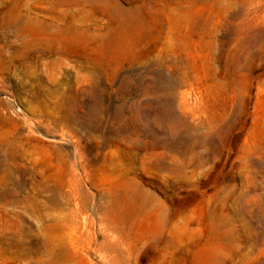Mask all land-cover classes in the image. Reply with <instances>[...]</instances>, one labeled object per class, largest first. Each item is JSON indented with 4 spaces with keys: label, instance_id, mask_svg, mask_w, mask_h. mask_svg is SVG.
<instances>
[{
    "label": "rangeland",
    "instance_id": "374dc122",
    "mask_svg": "<svg viewBox=\"0 0 264 264\" xmlns=\"http://www.w3.org/2000/svg\"><path fill=\"white\" fill-rule=\"evenodd\" d=\"M0 264H264V0H0Z\"/></svg>",
    "mask_w": 264,
    "mask_h": 264
},
{
    "label": "bare ground",
    "instance_id": "6f19581e",
    "mask_svg": "<svg viewBox=\"0 0 264 264\" xmlns=\"http://www.w3.org/2000/svg\"><path fill=\"white\" fill-rule=\"evenodd\" d=\"M2 170V169H1ZM5 173H6V171H5ZM4 175V174H3ZM63 185H61V186H63L64 187V189H65V184L66 183H62ZM68 184V183H67ZM70 184V183H69ZM68 186V185H67ZM67 186H66V188H67ZM69 186H71V185H69ZM62 188V187H61ZM60 189V188H59ZM63 189V190H64ZM60 191H62V190H60ZM63 192V191H62ZM61 193V192H60ZM64 194H66V193H64ZM60 195H62V194H60ZM65 196V195H64ZM55 198V197H54ZM51 200H53L52 198H50ZM49 199V200H50ZM56 199V198H55ZM54 199V200H55ZM51 200H50V202H51ZM66 202V201H65ZM63 204H64V202H63ZM63 206V205H62ZM62 209H64V208H62ZM69 212V210H67V213ZM66 216H68V214H66ZM45 218V217H44ZM47 218V217H46ZM42 219V218H41ZM53 219V218H52ZM55 219H57L56 217H55ZM46 220V219H45ZM49 220V219H48ZM52 221V220H51ZM53 221H55V223H56V220H53ZM72 225L69 223V222H67L66 224H65V227L66 228H70Z\"/></svg>",
    "mask_w": 264,
    "mask_h": 264
}]
</instances>
